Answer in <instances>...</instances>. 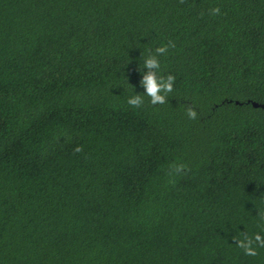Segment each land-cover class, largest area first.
I'll list each match as a JSON object with an SVG mask.
<instances>
[{"label":"trees","instance_id":"trees-1","mask_svg":"<svg viewBox=\"0 0 264 264\" xmlns=\"http://www.w3.org/2000/svg\"><path fill=\"white\" fill-rule=\"evenodd\" d=\"M254 234L264 0H0V264H264Z\"/></svg>","mask_w":264,"mask_h":264},{"label":"clouds","instance_id":"clouds-1","mask_svg":"<svg viewBox=\"0 0 264 264\" xmlns=\"http://www.w3.org/2000/svg\"><path fill=\"white\" fill-rule=\"evenodd\" d=\"M213 12H218L219 9H212ZM168 45H161L155 48V54L148 55L143 60V69L141 71L140 85L144 89L143 94L150 98L153 104L163 103L165 100L164 93L170 92L173 88L174 77L168 75L164 77L158 75L157 70L160 67L157 54L162 55L167 51ZM155 69V71H153ZM127 104L133 107H138L142 103L141 94L133 93L127 98ZM191 115V113H190ZM254 242L264 244V239L259 234H254L253 237H245L244 239L237 240L236 243L248 255H255L256 248Z\"/></svg>","mask_w":264,"mask_h":264},{"label":"water","instance_id":"water-1","mask_svg":"<svg viewBox=\"0 0 264 264\" xmlns=\"http://www.w3.org/2000/svg\"><path fill=\"white\" fill-rule=\"evenodd\" d=\"M257 107V106H256Z\"/></svg>","mask_w":264,"mask_h":264}]
</instances>
